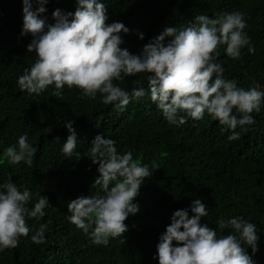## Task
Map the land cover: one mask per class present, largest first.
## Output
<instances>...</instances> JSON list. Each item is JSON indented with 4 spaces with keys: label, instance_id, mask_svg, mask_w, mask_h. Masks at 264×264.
I'll return each instance as SVG.
<instances>
[{
    "label": "trees",
    "instance_id": "trees-1",
    "mask_svg": "<svg viewBox=\"0 0 264 264\" xmlns=\"http://www.w3.org/2000/svg\"><path fill=\"white\" fill-rule=\"evenodd\" d=\"M103 2L107 22H123L131 30L123 34L122 47L132 53L165 26H187L197 15L216 18L224 12L244 13L245 31L255 53L245 48L239 60H232L221 50L217 62L223 65L226 79L245 89L259 85L264 90V0ZM75 7L76 0H49L42 15L53 22L55 9L74 12ZM22 24V0H0V184L11 177L18 187H27L32 193L30 209L42 196L49 205L43 218L27 220L33 231L20 238L17 248L0 253V264H158L153 255L159 235L171 223L174 211L189 207L196 198L208 207L209 214L201 222L218 233H228L219 229V223L234 216L254 223L260 240L253 259L264 264V106L252 113L255 123L245 126L247 130L237 127L240 139L232 141V132L207 114L201 121L189 119L182 127L169 125L150 97L117 111L103 104L99 93L95 99L82 100L75 87H65L60 97L53 95L54 86L30 96L17 85L18 77L36 59L27 52L32 36L20 35ZM137 31L145 34L143 40ZM114 83L128 91L148 86L144 74ZM67 120L75 121L79 161L61 153L69 135L64 127ZM97 134L114 139L119 152L131 150L136 162L159 167L140 188L136 197L140 211L126 219L128 231L107 246L93 245L69 222L67 210L70 200L96 192L92 184L98 164L86 154ZM21 135L37 148L31 167L23 162L10 165L5 156L6 148ZM41 224L46 226L45 242L37 245L31 235ZM247 251L252 255L250 247Z\"/></svg>",
    "mask_w": 264,
    "mask_h": 264
},
{
    "label": "clouds",
    "instance_id": "clouds-1",
    "mask_svg": "<svg viewBox=\"0 0 264 264\" xmlns=\"http://www.w3.org/2000/svg\"><path fill=\"white\" fill-rule=\"evenodd\" d=\"M48 3L22 0L20 35L32 36L27 52L34 53L36 59L17 79L21 92L41 95L54 86L53 95L60 97L65 87H75L82 100L95 99L99 93L102 103L117 111L150 97L169 125L182 127L189 119L201 121L207 114L224 126L223 130L232 132V141L240 139L237 127L247 130L245 126L255 123L252 113H259L264 106V90L259 85L238 86L236 80L225 78V69L217 62L221 50L232 60H239L245 48L249 54L255 53L245 31V14L240 11L224 12L216 18L197 15L179 28L165 26L138 53H132L122 47L123 34L131 30L123 22H107L103 0H76L74 12L57 8L52 12L53 22L42 15ZM136 34L145 38L143 32ZM138 74L146 76L147 88L128 91L114 83ZM74 124V120L64 122L69 135L61 153L79 161ZM90 145L86 155L98 164L92 184L96 192L70 200L68 220L93 245L107 246L128 231L126 219L140 211L136 202L140 188L159 167L136 162L131 150L119 152L116 141L103 134H97ZM36 153L27 135L5 150L10 165L23 162L29 167ZM31 198V191L18 187L11 177L0 184V253L17 248L20 238L33 231L28 219L45 216L49 199L42 196L30 209ZM208 214L207 205L199 198L174 211L171 223L159 235L153 259L158 264H257L253 259L260 240L256 225L234 216L219 223V229L228 233H218L201 222ZM45 228L41 224L33 232L34 244L45 242Z\"/></svg>",
    "mask_w": 264,
    "mask_h": 264
}]
</instances>
